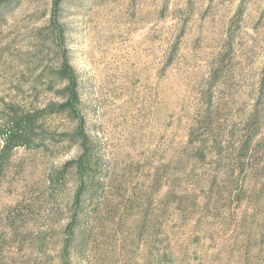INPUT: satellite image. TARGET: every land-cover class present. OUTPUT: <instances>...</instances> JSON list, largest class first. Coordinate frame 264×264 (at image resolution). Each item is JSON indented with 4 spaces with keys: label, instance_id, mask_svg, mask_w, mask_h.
Returning <instances> with one entry per match:
<instances>
[{
    "label": "rangeland",
    "instance_id": "obj_1",
    "mask_svg": "<svg viewBox=\"0 0 264 264\" xmlns=\"http://www.w3.org/2000/svg\"><path fill=\"white\" fill-rule=\"evenodd\" d=\"M52 2L0 0V264H264V0H64L88 176Z\"/></svg>",
    "mask_w": 264,
    "mask_h": 264
},
{
    "label": "trees",
    "instance_id": "obj_2",
    "mask_svg": "<svg viewBox=\"0 0 264 264\" xmlns=\"http://www.w3.org/2000/svg\"><path fill=\"white\" fill-rule=\"evenodd\" d=\"M64 0H53L52 2V10H51V16H50V39L52 41L59 45L60 47V53H61V63L60 68L57 70L56 74L58 77L66 83L64 93L66 96V102L62 105L58 106H51L55 110L59 112V114H69L71 117L74 118V120L77 121V130L75 132V138L79 140L82 144V147L84 149L83 156L78 160L77 171H81L86 169L88 172L87 176L90 173V170L87 168V159L90 156V150H89V140L86 135L85 128H84V118L81 115L80 112V104H81V97L79 92V80L78 75L76 71L71 66V63L69 61L68 55L66 50L63 49L62 45L65 41V29L63 26H61L60 23V10L62 7ZM1 8V3H0ZM55 112V111H54ZM41 120L40 114L38 113H14L12 118L7 119L6 126L8 127L7 134L9 135V141L8 146L11 144L17 145V146H26L28 143V140H30L32 137H38L36 132H38L37 125L39 124ZM252 141L248 139L247 141L242 143V148L244 153L248 152L249 148H251ZM16 146V147H17ZM5 153H2L0 156V171L3 165H5L8 162V157L4 159L3 156H5ZM246 155V154H245ZM248 168L246 164L242 163V167L240 169V174H245V169ZM83 189L80 188L77 192V196L75 198L74 203V209H77L81 202L83 197Z\"/></svg>",
    "mask_w": 264,
    "mask_h": 264
}]
</instances>
